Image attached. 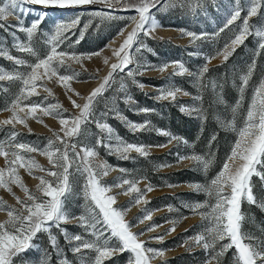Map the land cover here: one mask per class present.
<instances>
[{
    "label": "snow or ice",
    "instance_id": "1",
    "mask_svg": "<svg viewBox=\"0 0 264 264\" xmlns=\"http://www.w3.org/2000/svg\"><path fill=\"white\" fill-rule=\"evenodd\" d=\"M26 5L38 6L39 10L25 7ZM97 5L100 7H95ZM243 5L242 0H231L223 25L216 33L197 34L184 30H181V33L190 38V43H196L212 39L225 30L231 31L235 26L237 31L224 43L223 48L216 52V55L227 61L249 37H255L257 38L255 56L258 57L264 52V19H260L256 25L251 24L250 21L254 17L264 18V0H243ZM177 7L193 15L207 12L205 0H0V29L12 28L15 49L19 53L30 54L35 58L34 62L29 63L0 48V57L6 58L14 66L12 71H5L0 67V82L6 81L18 86V91L11 98L7 108L12 115L0 121V125L11 126L7 139L0 140V157L4 160V166L0 167V188L12 192V185H17L25 193L23 199L16 197V205L19 207L0 200V211L6 213V218L0 220V264H17L18 261L20 264H53L52 253L47 250L36 262L24 260V254L36 246L35 242L39 234L43 233H47L49 246L59 257L57 264H73L59 248L56 236L53 235V228L63 233L70 245L71 253L79 257L80 264H106L113 257L125 252L129 254L126 264H152L157 257H163V249L149 246V240L162 243L163 235L152 236L149 240L140 238L145 231L152 232L159 225L152 224L146 229L133 231L132 223L125 218L126 210L117 206V195L120 193H113V187L118 188L129 196V205H147L150 201L146 199V195L153 191L151 182L141 188L138 185L141 180H146V177L128 179L120 176L117 178L118 183L108 185L102 178L113 170L112 166L106 161L96 162L97 147H103L110 154L115 153L120 159L128 160L132 152L141 157H148L149 146L126 142L106 122L108 111L98 112L96 106L99 98L111 86L112 80L118 73H125L126 77L135 84L141 68L158 67L164 72L171 66L173 70L171 75L187 73L201 88L206 87L203 79L209 72L207 63L198 72H189L180 61L160 66L139 63L137 54L152 51L145 44V39L152 38L154 30L162 26L154 13ZM46 9H85L90 19L82 24L85 11H78L74 16L55 23L48 33L43 34L47 51L41 56L31 42L47 17ZM34 11H37L36 19L28 25L22 24L19 18L12 24L6 25L4 22L8 16L31 15ZM118 12H131L135 15L118 16L116 15ZM94 20H99L100 24L114 20L128 22V26L120 28L117 32L122 42L112 49V56L116 58V62L110 64L107 75L86 97L81 98L83 103H78L71 95L68 96L74 109L71 113L63 109L59 103H46L48 96L34 100L41 96L38 91L40 87L51 95V90L46 87L45 81L53 78L68 92L79 96L70 84V81L78 75L72 70L71 64L81 63L85 58L91 59L92 55H100L102 50L85 57L72 49L74 43L78 44L84 38ZM237 21L241 23L237 25ZM16 32L25 33L27 42L20 41L15 35ZM77 32L79 37L73 41L72 38L77 36ZM64 45H67V50L62 48ZM213 58L215 57L209 56L206 59L210 62ZM104 63L108 64L107 57L104 58ZM20 67L26 70L20 71ZM256 68V59L253 58L247 71L239 78L240 96L231 109L233 121L225 125L235 133L230 151L219 165V170L206 184L191 185L196 192H204L209 197L204 203L186 206L193 212H199L202 220L206 222L204 232L192 238L195 244L202 245L208 253L206 264H222V257L229 250H233L234 264H264V239L243 231L245 215L241 210L244 202L257 205L264 210V198L258 200L253 187V177L264 182V75L258 82L252 84L247 106L244 107V93L249 88ZM61 69L71 74H61ZM138 86L143 88V84ZM216 87L217 85L213 83V89ZM121 88H124L123 84ZM0 92L6 93L8 89L0 84ZM158 92L156 97L158 101H175L178 94L189 95L188 92L174 85L159 89ZM195 99L199 100L200 97ZM125 102L133 103L132 97L127 95ZM241 110H243L242 126L237 127L234 122L235 116ZM112 111L120 115L117 109ZM139 111L147 114L152 109L145 107ZM181 111L195 113L198 118H203L204 115L203 109L198 107L188 109L182 106ZM41 116L57 117L59 130H54L52 136L46 138L47 144L42 149L39 146L19 142L18 137L21 134L15 130V125L19 123L27 127L29 118L37 119L42 123ZM121 119L133 133L147 130L150 125L148 120L137 123L128 120L127 117ZM89 123H94L99 129V134L92 145L83 144L79 139L83 134V128ZM160 134L170 136V133L163 131ZM175 139L177 137L172 136L169 143ZM212 140H215V136ZM158 147H166V145H158ZM37 152L47 157L50 167L44 168L29 155ZM185 159L193 161L197 169L205 173L214 162L210 154L208 156L177 155L178 162ZM165 166L167 165L160 167ZM21 168L26 169L29 174H32L34 169L45 173L38 177L39 183L35 192L23 183L19 174ZM119 171L125 172L124 169ZM73 177L79 182V191L76 195L84 200L83 212L73 219L77 221V226L89 235V239H85L81 234L69 236L67 230L61 227V222L69 218L65 211V200L73 193ZM134 219L140 224H145L146 221L152 220V213L144 207L141 215ZM172 231H175V222L167 229L168 233ZM113 240L117 241L116 246L111 244Z\"/></svg>",
    "mask_w": 264,
    "mask_h": 264
},
{
    "label": "rangeland",
    "instance_id": "2",
    "mask_svg": "<svg viewBox=\"0 0 264 264\" xmlns=\"http://www.w3.org/2000/svg\"><path fill=\"white\" fill-rule=\"evenodd\" d=\"M207 12L193 15L184 9L179 7L162 9L159 12H155L154 15L160 25L159 28L173 29L170 34L160 35L152 33V38L145 39L147 47L152 51H143L141 54H137L139 63L145 65L160 66L165 63L169 65L171 62L180 61L189 72H198L199 69L207 63V66L219 64L224 62L221 56H217L216 52L221 50L224 43L229 41L232 34L237 31V28L233 26L231 31L225 30L218 36L212 37V39L197 41L196 43H190V38L187 35H182L181 30L192 31L197 34L204 32L209 35L218 32L222 27L226 10L231 6V0H205ZM242 6L243 0H242ZM36 8L38 6H28ZM95 7H100L99 5ZM37 11H34L31 15L25 14L23 16L11 15L4 21L6 25L14 23L18 18L24 25L30 24L36 19ZM47 17L44 23L41 25L39 32L32 39V46L39 55H43L47 51V47L44 44V35L49 32L55 23L68 19L76 14L78 11H85L82 24L88 22L90 17L85 9H46ZM245 13H242L244 15ZM118 16H130L135 15L131 12H118ZM260 19L254 17L250 23L253 25L258 24ZM241 21H237L239 25ZM99 25V27H97ZM128 26V22L125 20H114L100 24L99 20H94L92 26L89 27L85 33L84 38L80 43L73 45V51L77 54H83L85 57L88 55L101 51L100 55H92L91 59L85 58L81 63L72 62L71 68L78 75L70 81L71 87L75 89L79 96L73 95L68 92L60 83H57L56 79L45 81V85L51 90V95L44 91L43 87L38 88L41 93L39 98L48 96L46 103H59L66 109L68 113L74 111L72 105L68 99L71 95L72 99L77 100L78 103H83L82 97H86L90 91L99 85L101 79L107 75L111 63L116 62V58L112 56V49L119 46L122 42V38L117 35L120 28ZM82 27V25H81ZM13 29L6 27L0 29V48L10 52L12 55L19 56L27 60L29 63L35 61V58L30 54L19 53L15 49V41L12 36ZM16 37L20 41L27 42L26 34L23 32H16ZM157 36V37H156ZM77 36L73 37V41L78 39ZM116 39L115 41H113ZM114 43H113V42ZM113 43V44H112ZM245 49L233 56L229 67L221 73L225 74L229 72L228 84L234 83L235 80H239L240 76L247 71V67L250 64L246 58L254 56L257 47V38L249 37L245 42ZM67 50V45L62 46ZM111 52V53H110ZM214 56L210 62L207 61V57ZM108 58V64L104 63V58ZM0 67L5 71H12L14 66L12 62L8 61L4 57H0ZM134 67V66H133ZM20 71H25L24 67H20ZM171 66L167 71L161 72L158 67L141 68L140 74L136 77V83L133 84L131 79L126 77L125 73H118L111 82V86L105 91L103 96L99 98L97 104V111H108V117L106 122L114 129V131L122 137L126 142L137 143L149 146L150 155L148 157H141L135 152L130 154L128 160L120 159L115 153H109L107 149L103 147H97L98 156L96 162L106 161L112 166L113 170L109 174L103 177V182L112 185L118 183V177L123 176L128 179H139L140 177H146V180H141L138 185L144 188L145 184L151 182L153 185V191L147 193L146 199L150 201L147 205H129V196L123 194V192L113 187V193H120L117 195V206L123 210H126V219L132 223V230L139 231L146 229L152 224L159 225L154 231H145L141 239L149 240L150 237L156 235H163V242L156 240H149V246L163 249V257H157L153 260L152 264H206L208 253L203 249L202 245H197L192 241V238L198 234L204 232V226L206 222L202 220L199 212H193L187 205L195 203H204L209 200V197L204 192H196L191 185L195 183L206 184L215 173L210 174L198 170L194 165V162L190 159H185L181 162L177 161V155L190 156L192 154L203 155L193 150L192 143L184 136L170 132L168 129L162 128L157 125V122L164 118L160 115L159 104L165 100H157L156 97L159 94L158 90L162 88H168L170 85H174L180 88L182 91H186L189 95L178 94L175 101L168 100L172 105L181 111V107L184 106L188 109L198 107L204 110H212L215 118L219 123V127L222 131L228 129L229 135L223 133L219 137L218 145L222 150L224 156L230 151L232 144L234 143L235 133L225 127V125L233 121L231 112L228 111L227 106L224 104V100L218 90V84L215 81L213 71H209L205 74L203 83L206 87L201 88L197 81L187 73L184 75H171ZM220 70H215V72ZM61 74H71L61 69ZM264 75V73L262 74ZM213 83L217 85L213 89ZM121 84L124 88H121ZM139 84H143V88L139 87ZM8 89V92H1L3 99L5 100L4 106L0 109V121L8 119L12 113L7 110L10 104L11 98L18 91L17 84H8L4 86ZM190 90V91H189ZM206 91V92H205ZM207 94V99L204 100L201 94ZM10 95V96H8ZM127 95L132 97L133 103H126ZM138 95V99H136ZM136 97V98H134ZM195 97H200L199 100ZM152 109L147 114L141 113V108ZM117 109L120 115H116ZM184 115L193 117L195 120L202 122L203 118H198L195 113L189 111H183ZM222 113V116L219 114ZM218 114V115H217ZM167 115H170L168 111ZM121 117H127L128 120L142 123L144 120L150 121V125L147 130L133 133L128 126L123 122ZM42 123L33 118L27 120V127L23 124L17 123L15 130L21 135L18 137L19 142L28 143L32 146H39L41 149L47 144V137L52 136L54 130H59L58 118L55 116H41ZM7 126V125H0ZM116 126V127H115ZM242 126V120L237 124V127ZM9 129L4 133L10 132ZM31 129V133H29ZM161 131L170 133L168 135L160 134ZM143 134L138 136V133ZM99 134V129L96 128L94 123H89L83 128V134L79 138L83 144L92 145L95 143V139ZM177 137L169 143L171 137ZM5 134L0 136V140H5ZM144 140V141H142ZM149 140V142H146ZM187 141V143H185ZM113 143H115L113 141ZM158 145H166V147H158ZM211 146V139L207 140L203 147L207 150V155L211 154L207 148ZM31 155L37 163L44 168L50 167L47 157L40 152L31 153ZM212 157V155H211ZM223 162V161H222ZM161 165H167L160 167ZM4 166V160L0 157V167ZM119 169H124L125 172L121 173ZM210 170V169H209ZM19 174L23 180V183L33 192L36 191V185L39 183L38 177L45 173L40 172L39 169H34L32 174L24 168L19 169ZM253 177V187L257 198L264 196V182L257 180ZM73 193L65 200V211L68 214V220L61 222V227L65 228L69 236L81 234L85 239H89V235L84 233L83 229L77 226V221L73 217L79 216L84 208V200L81 196L76 195L79 191V182H76V178L73 177ZM15 193V195H13ZM19 196L22 199L25 198L24 191L17 185H12V192H8L5 188H0V200L6 202L9 205H16V197ZM214 202V201H213ZM260 208L257 205H253ZM146 207L152 213V220L146 221L145 224H140L134 218L141 215L142 208ZM171 209V210H170ZM261 209V208H260ZM245 215V220L242 224L244 232L264 239V228L259 221L253 215L252 204L244 202L241 208ZM201 211H206L201 209ZM264 211V210H263ZM6 218L5 211H0V220ZM175 222V231L167 232ZM53 235L56 236L57 244L59 248L67 255L68 259L73 264H80L79 257H75L70 250V245L65 240L63 233L58 229L53 228ZM36 246L30 249L24 254V260L36 262L39 257L47 250L52 253L53 264H57L59 257L55 255V250L51 249L48 243L47 233L39 234L36 240ZM113 246H116L117 241H111ZM39 249V251L37 250ZM233 250H229L222 257V264H234L233 262ZM128 253L119 254L112 258L109 264H126L128 259ZM20 264V261L17 262Z\"/></svg>",
    "mask_w": 264,
    "mask_h": 264
},
{
    "label": "trees",
    "instance_id": "3",
    "mask_svg": "<svg viewBox=\"0 0 264 264\" xmlns=\"http://www.w3.org/2000/svg\"><path fill=\"white\" fill-rule=\"evenodd\" d=\"M245 44L246 43L239 46L227 61L209 66V71L210 72L213 71L211 73H214L215 75V81L218 84V90L220 91V95L224 100V104L227 106L228 111L231 112L232 118H233V113L231 109L235 105L236 100L240 96V92H239L240 80H235L233 84L230 83L229 85L228 84L229 72L222 74L221 69L225 71V69L229 67V64L232 60L231 58L233 56H237V54L242 52L246 48ZM253 58L256 59L257 68L253 73L249 88L244 93L245 108L247 106V100L251 94L252 84L258 82L259 78L264 73V52H262L261 55L258 57H256L255 54L252 57L249 56L248 58H246V61L248 59L249 60L248 62L251 63ZM215 70H220V71L215 72ZM0 84L6 86L9 83L5 81V82H0ZM201 95L204 98V100L207 99L206 93ZM136 97L134 98L136 99L139 98L138 95H136ZM2 99L3 97L0 92V109L3 108L5 103V100ZM159 110H160L159 112L160 115H162L164 118H162L161 121L157 122V125L161 126L162 128L168 129L170 132L178 133L184 136L185 138H187L192 143L193 150L195 152L201 153L203 155H207L208 152L203 147L205 146L206 141L211 139V146H209L207 149L210 150L211 153L210 155H212L211 158L214 160V162L210 167L209 173L213 174L216 171H218L219 165L222 163L224 156L222 150L219 148L218 145L219 137L223 133H226L228 135L230 133L228 132L229 131L228 129H224V131L221 130V128L219 127V123L215 118L216 114H214L212 110H204L203 120L202 122H199L195 120L193 117L184 115L182 112L179 111L176 105H172L169 101H163L161 104H159ZM168 111L170 112V115H167ZM242 114H243V110H241L236 114L234 121L236 126L242 120ZM219 115L222 116V113ZM7 129H9L8 126H0V136H3L5 134L6 139L8 137V133L6 134L4 133V131H6ZM141 134H143V132L138 133V136ZM213 136H215V140H212ZM146 142H149V140H146L145 143ZM257 180L259 181V179ZM261 198H264V196ZM261 198H258V200ZM252 208H253L254 217L259 221L261 226L264 228V211L253 205ZM109 262H106V264H109Z\"/></svg>",
    "mask_w": 264,
    "mask_h": 264
},
{
    "label": "bare ground",
    "instance_id": "4",
    "mask_svg": "<svg viewBox=\"0 0 264 264\" xmlns=\"http://www.w3.org/2000/svg\"><path fill=\"white\" fill-rule=\"evenodd\" d=\"M173 31V29H165V28H157L156 30H155V32L154 33H157V34H160V35H162V36H164V35H167V34H170L171 32ZM172 34V33H171ZM157 37V36H156ZM116 39H114L113 41H115ZM112 41V42H113ZM114 43V42H113ZM112 43V44H113ZM111 53V52H110Z\"/></svg>",
    "mask_w": 264,
    "mask_h": 264
}]
</instances>
